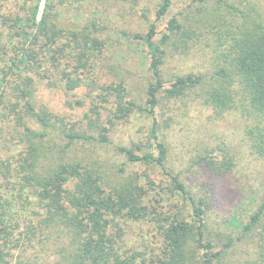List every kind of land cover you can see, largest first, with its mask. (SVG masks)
<instances>
[{"label":"trees","instance_id":"16d2710c","mask_svg":"<svg viewBox=\"0 0 264 264\" xmlns=\"http://www.w3.org/2000/svg\"><path fill=\"white\" fill-rule=\"evenodd\" d=\"M7 1L0 0V121L5 124L0 134L9 131L22 149L15 156L0 155V264H38L33 259L52 248L53 264H149L142 252L124 245L125 225L147 219L162 236L154 263L229 264L230 250L250 240L258 254L254 264H264V195L246 218H233L237 235L209 223L220 181L236 166L231 151L205 143L191 158L203 177L194 190L169 168L163 133L164 126L189 116L192 106L215 119L236 112L246 117L252 153L264 158L260 1L217 0L209 7L199 0L182 18L171 17L163 30L151 23L146 34L133 35L149 54L151 78L143 103L124 79L101 81L103 57L113 47L102 36L106 24L92 17L74 27L59 21V5L84 6L90 0H46L42 13V0H26L23 12H5ZM172 1L159 0L156 18L169 13ZM172 56L205 57L207 65L168 74L164 66ZM39 81L69 91L88 86L87 101L70 103L87 107L82 118L39 105ZM137 111L151 118L148 140L118 150L147 171L126 173L121 167V174L111 177L92 153L80 152V145L111 143L115 127ZM156 169L168 178L163 189L179 200L176 210L164 211L163 196L155 203L148 199L142 177Z\"/></svg>","mask_w":264,"mask_h":264},{"label":"rangeland","instance_id":"374dc122","mask_svg":"<svg viewBox=\"0 0 264 264\" xmlns=\"http://www.w3.org/2000/svg\"><path fill=\"white\" fill-rule=\"evenodd\" d=\"M26 0H8L5 12L20 10ZM58 1V0H57ZM217 0H207L201 5L209 7L216 4ZM264 7V0H259ZM159 0H90L84 6H68L62 4L58 6V19L65 27H74L82 18L92 17L99 19V22L107 25L103 30L102 36L110 39L113 43L112 51L108 58L103 57L101 77L102 82L125 80L132 95L140 103L145 99V84L151 78L148 69L149 54L142 40L135 39L133 35L146 34L149 25L156 23L158 30L165 28L171 17L182 18V13H189L197 5L199 0H173L169 13L162 19L156 18V8ZM34 3V1H29ZM46 0L40 4V13L45 8ZM145 10L147 15H142ZM213 37L211 38V40ZM207 65L206 58L177 57L172 56L164 66L165 73L181 72L192 68H202ZM36 100L39 105L48 107L55 113L67 115L75 120L83 116L87 107L70 106L78 99H86L90 92L88 86H81L73 91L65 88L48 87L45 81H39ZM94 92L93 94L98 93ZM87 101V99H86ZM107 111H103V118ZM70 115L72 117H70ZM3 123L0 121V125ZM5 125V124H3ZM151 118L145 117L141 112H135L128 121L118 124L112 132L111 143L87 144L81 148L80 152L87 151L92 153L104 166V171L109 172L111 177L121 174L120 168L125 167L126 173L138 171L143 174L147 171L145 165H134L129 163L125 156L118 150V145L133 147L146 143L149 137ZM246 117L240 113H231L222 118H208L206 111H198L194 106L190 108L189 116L182 121L169 123L164 126V139L170 147L169 168L174 173H179L181 179L194 190L203 177L201 168L193 165L192 157H195L205 143L210 147L222 145L231 151L235 157L236 166L232 172L228 173L219 184V196L213 203V211L210 218V226L223 233L233 230L238 234V228L234 217L246 218L253 212L254 207L260 203L264 195V158H258L252 153L249 147V140L246 134ZM7 132L3 136L0 134V155L3 157L15 156L22 149L21 145L16 144L15 139H11ZM2 136V137H1ZM7 140V141H6ZM145 147V145H143ZM219 153H221L219 151ZM152 176L142 177V183L149 190L148 199L155 203L156 200L164 197L160 202L164 211L171 210L178 198H172L167 193L168 178L161 169L150 170ZM150 179L154 185H150ZM176 210V208H173ZM125 249L140 251L147 259L149 264L154 263L160 252L162 236L157 226L150 220L130 221L125 225L124 235ZM49 250L39 253L38 264H53L55 255ZM131 251V252H132ZM253 245L248 241H240L230 250L227 257L229 264H254L258 258ZM34 257V256H33Z\"/></svg>","mask_w":264,"mask_h":264}]
</instances>
